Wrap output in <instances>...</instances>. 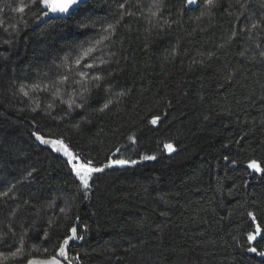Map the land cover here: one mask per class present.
Listing matches in <instances>:
<instances>
[{"label": "trees", "instance_id": "1", "mask_svg": "<svg viewBox=\"0 0 264 264\" xmlns=\"http://www.w3.org/2000/svg\"><path fill=\"white\" fill-rule=\"evenodd\" d=\"M40 13L0 0V264L50 259L73 225L63 264H264L247 251L264 250L247 241L264 229L247 168L264 167V0H90L35 27ZM34 132L98 167L138 163L85 194Z\"/></svg>", "mask_w": 264, "mask_h": 264}, {"label": "snow or ice", "instance_id": "2", "mask_svg": "<svg viewBox=\"0 0 264 264\" xmlns=\"http://www.w3.org/2000/svg\"><path fill=\"white\" fill-rule=\"evenodd\" d=\"M82 0H31L32 5L36 7H41V13L37 16V19H42L43 17L48 16L49 14H66V15H72L76 8L75 6L79 5ZM188 4H194L197 3V0H187ZM208 5H213L214 0H207ZM242 7H246L245 5H242ZM16 11L20 13H24L26 11V5H21L19 8L16 9ZM243 14V13H242ZM155 15V13H153ZM259 25L257 23H253L252 27L257 28ZM87 67L91 68L94 67V65H87ZM94 79L100 80L101 77L97 76ZM25 95H28L27 92H24ZM108 107V104L105 103L101 111L106 109ZM159 117H154L151 120V123L153 125L157 124L159 121ZM33 136L37 141H39L41 144L51 146L52 149L56 152H62L63 156L66 157V162L70 165L71 172L74 174V176L78 179L79 184L84 190L85 194H87L88 191L91 190L92 187V181L94 174L97 173H103L105 169L112 168L115 166H128V165H135L138 163L137 160H128V159H109L107 163L103 164L102 166H96L94 161L89 158H81V156L68 147V145L65 144L63 140L60 139H47L43 135L39 134L38 132H34ZM133 143L135 142V138H132ZM164 149L167 150V152L172 153L176 149L171 143H165ZM120 149H116V152L118 153ZM157 157L155 155H145L142 157L143 160H155ZM227 160L228 157H225ZM233 165H235L236 161H231ZM247 168L252 169L256 173H262L264 174V167L261 166L260 163L257 162L256 159H251L248 164ZM34 171V170H33ZM29 176L32 175V172L28 173ZM2 196H8V192L0 193ZM63 212L64 209H61ZM250 217H252L253 220H256V217L250 212L248 213ZM77 219H79L77 217ZM258 237L264 238V229L261 228L259 224H257L252 232H249L247 235V241L249 245H252L253 243L258 242ZM76 239H83L82 236H78L77 234V227L73 225L68 229V234L63 237L62 242L58 245V251L55 255H53L50 259L44 260V261H35L32 259L27 260V264H62L61 259L58 257L63 258L64 260L68 259L67 256V250L70 246V242L76 240ZM47 251V249H45ZM247 251L256 253L261 257H264V250L258 251L257 247L249 246L247 248ZM23 252L22 248H18L16 252H13L12 255L16 256ZM0 255H3V253H0ZM69 264L71 262L69 261Z\"/></svg>", "mask_w": 264, "mask_h": 264}, {"label": "water", "instance_id": "3", "mask_svg": "<svg viewBox=\"0 0 264 264\" xmlns=\"http://www.w3.org/2000/svg\"><path fill=\"white\" fill-rule=\"evenodd\" d=\"M90 0H82L81 3H79V5L75 6L76 10L75 12L80 8V6H82L83 4H86L87 2H89ZM42 7V6H41ZM71 17V15H66V14H49L46 17H43L42 19H40L36 24L35 27L41 26L43 24H45L46 22L50 21V20H67ZM153 125V124H152ZM154 127L156 125H153ZM35 261H44V260H35ZM27 264V263H26ZM63 264V263H62Z\"/></svg>", "mask_w": 264, "mask_h": 264}, {"label": "rangeland", "instance_id": "4", "mask_svg": "<svg viewBox=\"0 0 264 264\" xmlns=\"http://www.w3.org/2000/svg\"><path fill=\"white\" fill-rule=\"evenodd\" d=\"M48 146V145H47ZM51 149H52V147L51 146H49ZM53 150V149H52ZM56 152V151H55ZM58 153V152H57ZM59 154L60 155H62L63 156V154H62V152H59ZM64 157V156H63ZM66 158V157H65ZM116 167H118V166H116Z\"/></svg>", "mask_w": 264, "mask_h": 264}]
</instances>
